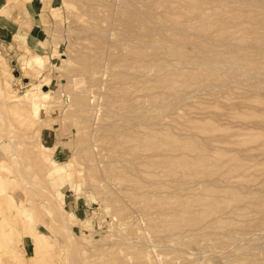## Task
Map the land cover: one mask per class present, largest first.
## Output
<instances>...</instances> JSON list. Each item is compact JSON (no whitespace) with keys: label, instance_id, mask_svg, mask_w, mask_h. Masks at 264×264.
Segmentation results:
<instances>
[{"label":"rangeland","instance_id":"obj_1","mask_svg":"<svg viewBox=\"0 0 264 264\" xmlns=\"http://www.w3.org/2000/svg\"><path fill=\"white\" fill-rule=\"evenodd\" d=\"M44 1L0 41L2 264H264V0Z\"/></svg>","mask_w":264,"mask_h":264},{"label":"crops","instance_id":"obj_2","mask_svg":"<svg viewBox=\"0 0 264 264\" xmlns=\"http://www.w3.org/2000/svg\"><path fill=\"white\" fill-rule=\"evenodd\" d=\"M45 7L44 0H32L11 8L6 0H0V41L11 43L20 37L26 46L38 48L44 36Z\"/></svg>","mask_w":264,"mask_h":264},{"label":"bare ground","instance_id":"obj_3","mask_svg":"<svg viewBox=\"0 0 264 264\" xmlns=\"http://www.w3.org/2000/svg\"><path fill=\"white\" fill-rule=\"evenodd\" d=\"M141 146V145H140ZM139 146V147H140ZM137 147V146H136ZM39 148V147H38ZM138 148V147H137ZM35 150H37V149H35ZM38 151V150H37ZM37 154H40L39 152H37ZM43 156V155H42ZM17 161V158H15L14 159V162H16ZM40 162H42V161H39V162H37V165H38V163H39V166L41 167V168H43L42 167V163L40 164ZM16 165V164H15ZM45 165V164H44ZM45 167V166H44ZM22 168V167H21ZM18 169V168H17ZM45 169V168H44ZM44 169H39L40 171H42V170H44ZM47 169V168H46ZM51 171H54L53 170V168H52V170ZM47 172V171H46ZM41 175H42V172L40 173ZM20 176H22V174H19ZM40 175V176H41ZM23 177V176H22ZM30 178V177H29ZM43 178H45V177H43ZM15 179V177H14V175H11L10 176V182H9V184H8V186L7 187H5L4 189H3V192H7V197H8V199L11 201L10 203H12L14 206H16V208L14 209V213L15 214H22V212L23 211H26V210H31V209H33L34 207H32L30 204H32L33 203V201H32V199L31 198H26V192H24V193H26L25 194V197L24 198H20V199H18V197L15 195V193L13 192V190H12V188H11V184H12V181ZM18 179V178H17ZM18 181V180H17ZM18 183V182H17ZM20 184V183H19ZM23 203H27V204H23ZM151 213V212H150ZM153 213V212H152ZM23 214H24V212H23ZM15 218L14 217H12V218H8V217H5V216H3V218L2 219H0V234L1 235H4L5 237H10V235L12 234L11 233V230H12V228L14 227V225L15 224H17L18 222H14L13 220H14ZM16 220V219H15ZM29 220L31 221V219L29 218ZM19 221V220H18ZM11 229H10V228ZM32 228V227H31ZM67 228V227H66ZM65 228V229H66ZM69 229V228H68ZM31 230H37V227H36V224H34V226H33V228L31 229ZM29 231V230H28ZM38 232V231H37ZM40 234V233H39ZM34 238V237H33ZM66 243V242H65ZM168 245V244H167ZM3 247H5L4 245H3ZM1 248V251L2 250H4V251H2V255L4 254V253H6V248ZM10 250V249H9ZM9 252V251H8ZM12 252V251H11ZM7 254H9V253H7ZM6 254V255H7ZM13 254V253H12ZM1 255V256H2ZM0 256V259L2 258ZM3 256H5V255H3ZM8 256H12V255H8ZM15 255H13L12 257H14ZM103 258V257H102ZM2 259L0 260V264H2ZM7 261H9V260H7ZM19 261V260H18ZM5 262V261H4ZM7 263V262H6ZM11 264V263H10Z\"/></svg>","mask_w":264,"mask_h":264}]
</instances>
